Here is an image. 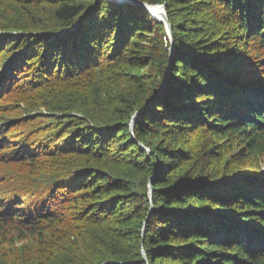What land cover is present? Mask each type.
<instances>
[{
    "label": "trees",
    "instance_id": "trees-1",
    "mask_svg": "<svg viewBox=\"0 0 264 264\" xmlns=\"http://www.w3.org/2000/svg\"><path fill=\"white\" fill-rule=\"evenodd\" d=\"M137 1L163 88L140 6L0 0V264H264V0Z\"/></svg>",
    "mask_w": 264,
    "mask_h": 264
},
{
    "label": "water",
    "instance_id": "water-1",
    "mask_svg": "<svg viewBox=\"0 0 264 264\" xmlns=\"http://www.w3.org/2000/svg\"><path fill=\"white\" fill-rule=\"evenodd\" d=\"M109 2L116 3V4H126V3L129 2V3L133 4V5L140 6L141 8L149 11L151 16H153L158 22L161 21V22L165 23V26L167 28V32L169 33V37H170L169 39H170V42H171V46H170V55H169V60H170L169 61V66H168L166 74H165V76L163 78V83H162V88H163L165 86V84L167 83V78L169 76V73H170V70H171V66H172L171 60H172L173 56L175 55V51H176V48H175L174 43H173L172 25H171V23L169 21V17L167 16L165 5L164 4L150 5V4L146 3V2L137 1V0H116V1L109 0ZM154 7H161L162 8L161 13H158V14H160L159 15L160 18H157L156 16H154V10H153ZM162 88L160 89L159 92H161ZM140 114H141L140 111H137L136 114L134 115L132 121H131L130 129H132L133 134H134V129H133L134 125H135V123H136V121L138 119V116ZM149 187H150V191H149L150 192V200L152 201V199H153V192H152L153 188H151L152 187V182H150ZM151 208H152V206H151Z\"/></svg>",
    "mask_w": 264,
    "mask_h": 264
},
{
    "label": "bare ground",
    "instance_id": "bare-ground-1",
    "mask_svg": "<svg viewBox=\"0 0 264 264\" xmlns=\"http://www.w3.org/2000/svg\"><path fill=\"white\" fill-rule=\"evenodd\" d=\"M114 1H116V0H114ZM153 10H154V16H156L157 18H160V16H159L160 14H158V13H161L162 8L161 7H154Z\"/></svg>",
    "mask_w": 264,
    "mask_h": 264
},
{
    "label": "rangeland",
    "instance_id": "rangeland-1",
    "mask_svg": "<svg viewBox=\"0 0 264 264\" xmlns=\"http://www.w3.org/2000/svg\"><path fill=\"white\" fill-rule=\"evenodd\" d=\"M165 29H166V32H167V28H166V26H165ZM167 35H168V41L170 42V37H169V33L167 32ZM165 43H166V46H167V42L165 41ZM171 43V42H170ZM151 188H153V187H151ZM150 191V190H149ZM151 202H153V199H152V201ZM143 232H144V230H143Z\"/></svg>",
    "mask_w": 264,
    "mask_h": 264
}]
</instances>
